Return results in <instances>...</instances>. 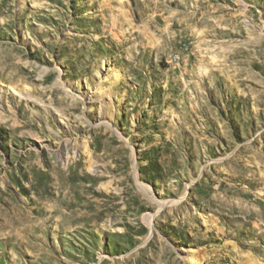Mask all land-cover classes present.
Instances as JSON below:
<instances>
[{"label": "rangeland", "instance_id": "rangeland-1", "mask_svg": "<svg viewBox=\"0 0 264 264\" xmlns=\"http://www.w3.org/2000/svg\"><path fill=\"white\" fill-rule=\"evenodd\" d=\"M0 264H264V0H0Z\"/></svg>", "mask_w": 264, "mask_h": 264}]
</instances>
